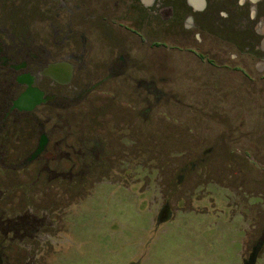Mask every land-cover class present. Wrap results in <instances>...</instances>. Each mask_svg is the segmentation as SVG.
<instances>
[{
  "label": "flooded vegetation",
  "instance_id": "obj_1",
  "mask_svg": "<svg viewBox=\"0 0 264 264\" xmlns=\"http://www.w3.org/2000/svg\"><path fill=\"white\" fill-rule=\"evenodd\" d=\"M181 52L264 84V0H0V264H37L69 233L70 204L39 199L89 198L146 161L149 144L133 154L139 103L173 85L163 60ZM236 226V257L256 264L262 240L246 254Z\"/></svg>",
  "mask_w": 264,
  "mask_h": 264
},
{
  "label": "rangeland",
  "instance_id": "obj_2",
  "mask_svg": "<svg viewBox=\"0 0 264 264\" xmlns=\"http://www.w3.org/2000/svg\"><path fill=\"white\" fill-rule=\"evenodd\" d=\"M161 74L173 85L148 87L132 128L134 157L150 145L146 161L89 198L39 199L51 212L71 208L69 233L42 246L37 264H240L237 223L246 254L262 240L264 264V84L182 52L165 55Z\"/></svg>",
  "mask_w": 264,
  "mask_h": 264
}]
</instances>
